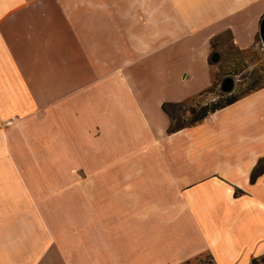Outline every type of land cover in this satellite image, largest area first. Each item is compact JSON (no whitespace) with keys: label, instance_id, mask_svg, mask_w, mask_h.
Instances as JSON below:
<instances>
[{"label":"crops","instance_id":"0c3cea01","mask_svg":"<svg viewBox=\"0 0 264 264\" xmlns=\"http://www.w3.org/2000/svg\"><path fill=\"white\" fill-rule=\"evenodd\" d=\"M263 14L264 0H0V264H67L79 239L90 264H107L95 241L124 264L138 234L145 259L125 264L264 262V84L172 131L163 107L207 90L216 35L254 45Z\"/></svg>","mask_w":264,"mask_h":264},{"label":"rangeland","instance_id":"374dc122","mask_svg":"<svg viewBox=\"0 0 264 264\" xmlns=\"http://www.w3.org/2000/svg\"><path fill=\"white\" fill-rule=\"evenodd\" d=\"M214 47L219 49L221 52L220 59L218 61L213 62L216 64V72L215 79L212 85L205 91L192 96L186 100L175 103L171 106L172 115L171 121L173 125L177 126L180 124H191L190 122L193 120L196 114L202 112L203 106H207L210 110L207 115L213 111L212 109L217 105L224 103L228 97L235 96L238 97L259 87L264 84V43L261 40L260 33L258 32V39L254 45L248 47H240L235 43L232 32L227 29L216 35L214 38ZM183 58L179 59L173 57V60L177 63V65L181 66L183 63ZM174 62V63H175ZM169 64V63H168ZM231 74L236 78L235 87L231 92H224L221 89V80L224 76ZM194 107L195 111H192L191 108ZM10 121H7L9 123ZM79 171V170H78ZM81 174L84 176L88 175L86 170H80ZM80 176V175H79ZM85 180V179H84ZM74 187V185H73ZM73 203H77L76 201H72ZM76 206V205H75ZM79 209L86 208L85 203L83 205H77ZM179 212L181 214L182 207L180 204ZM165 212V211H164ZM102 223L104 221L109 220L108 222H113L114 218L111 217L113 213H111L108 209L104 208L101 213ZM115 216V215H114ZM169 218V216H168ZM126 219V218H125ZM82 228L91 230V228L95 225L94 218L92 217H82ZM106 224H109V223ZM180 222L185 223V218L180 216ZM86 229V230H87ZM78 231V229H77ZM117 234V233H115ZM123 235V233H121ZM118 235V234H117ZM121 235V236H122ZM142 236V234H138ZM160 235V234H159ZM158 235V236H159ZM142 239V237H140ZM149 237H153V239L157 236L156 233H148ZM160 237V236H159ZM119 238V237H118ZM126 234V239H127ZM139 238L132 237L129 241L126 240V244L124 248L121 250L122 259H124V264L126 261H140L145 259V253L143 248L139 249L140 241ZM77 240V238H76ZM78 241V240H77ZM83 241V240H82ZM79 239V243H77L78 248L72 250V254L68 252L67 264H90L91 259L89 256H86L85 248L84 253L79 254L77 250H81V246L85 245L88 240L82 242ZM75 243V239L72 241ZM82 243V244H81ZM75 246V244H74ZM105 246V245H104ZM101 245L100 242H93L92 248L95 250V253L100 256H103L101 253L104 252L105 258L100 262H104L107 264H115L116 261H119V255H115L109 248H105ZM83 250V249H82ZM141 251V252H140ZM148 253V252H146ZM100 256V257H101ZM99 262V263H100ZM261 260H256L252 264H260ZM187 264H213V260L211 255L208 252H203L197 256L190 258Z\"/></svg>","mask_w":264,"mask_h":264},{"label":"water","instance_id":"95a60500","mask_svg":"<svg viewBox=\"0 0 264 264\" xmlns=\"http://www.w3.org/2000/svg\"><path fill=\"white\" fill-rule=\"evenodd\" d=\"M259 32H260L261 40L264 43V14H263L261 21H260ZM220 56H221L220 50L215 49L212 52L211 60L214 62L218 61L220 59ZM235 81H236V78L234 75L228 74V75L224 76L223 79L221 80V89L224 92H231L235 87Z\"/></svg>","mask_w":264,"mask_h":264},{"label":"trees","instance_id":"16d2710c","mask_svg":"<svg viewBox=\"0 0 264 264\" xmlns=\"http://www.w3.org/2000/svg\"><path fill=\"white\" fill-rule=\"evenodd\" d=\"M236 98L237 97H235V96L228 97L224 103L217 104L212 110H215V109H217V108H219V107H221L223 105H226L227 103H230V102L234 101ZM173 104H175V103L174 102H164V104H163L164 109L169 113L170 116H173L172 115V110H171V106ZM203 109L204 110L202 112H199L198 114L195 115V117L193 118V120L190 123H194V122H196L198 120H201L202 118H204L207 115V113L210 110L206 105L203 106ZM191 110L195 111V108L192 107ZM183 126H185V124H180V125L175 126V125H173V123L171 121L170 126H169V130L170 131L176 130V129L181 128Z\"/></svg>","mask_w":264,"mask_h":264},{"label":"built area","instance_id":"2783aa9c","mask_svg":"<svg viewBox=\"0 0 264 264\" xmlns=\"http://www.w3.org/2000/svg\"><path fill=\"white\" fill-rule=\"evenodd\" d=\"M261 264H264V262H262Z\"/></svg>","mask_w":264,"mask_h":264}]
</instances>
